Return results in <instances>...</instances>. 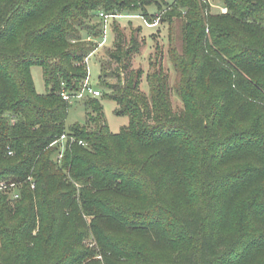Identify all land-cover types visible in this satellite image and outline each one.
I'll list each match as a JSON object with an SVG mask.
<instances>
[{
  "label": "trees",
  "instance_id": "16d2710c",
  "mask_svg": "<svg viewBox=\"0 0 264 264\" xmlns=\"http://www.w3.org/2000/svg\"><path fill=\"white\" fill-rule=\"evenodd\" d=\"M221 1L228 11L215 16L209 0H174L169 6L171 15L188 19L186 45L182 53L172 52L185 109L171 111L161 71L150 77L151 99L135 93L134 83L108 84L117 92L101 97L114 99L118 114L130 119L114 133L101 99L93 96L78 99L87 110L86 124L67 129L72 102L61 91H79L89 76L86 58L104 35L100 11L141 9L148 21L155 17L138 0H0V264H229L264 242V231L220 225L215 193L223 190L235 203L241 197L235 186L261 182L264 188V131L242 124L257 115L254 125L264 127V47L250 37L264 32V0ZM93 16L100 23L93 24ZM226 21L244 33L241 53L233 48L230 60L237 32ZM126 43L117 29L102 72L112 61L129 70L137 38ZM34 65L43 69L46 94L36 91ZM234 111L239 118L230 130ZM63 134L69 140L58 160ZM198 147L199 183L213 192L174 206L171 187L190 179L178 169L167 182L159 167L181 163ZM247 155L256 163L227 169ZM250 213L260 224L264 206ZM139 236L172 251L150 253ZM85 239H93L94 247ZM35 244L39 253H33Z\"/></svg>",
  "mask_w": 264,
  "mask_h": 264
},
{
  "label": "rangeland",
  "instance_id": "374dc122",
  "mask_svg": "<svg viewBox=\"0 0 264 264\" xmlns=\"http://www.w3.org/2000/svg\"><path fill=\"white\" fill-rule=\"evenodd\" d=\"M140 5L144 7L147 13L150 16L158 17L162 15L160 23L156 27H149L145 22L144 17H133V18H120L117 20V25H115V31L113 23L114 18L109 19V31L107 41L104 45L99 46L96 53L92 55L88 60V71H89V82L92 86L100 88L102 93L114 95L117 92L116 88H109L108 84H118L121 87H125L128 83H134L137 86L133 88L135 93L145 95L149 99L152 97V91L150 88V77L153 76V73L161 71L162 75L167 76V97L170 101V109L173 114H179L182 110L185 109V104L181 98L180 93L177 91L180 75L174 67V58L172 52L182 53L183 46L185 43V25L188 21L185 15L176 16L171 15L169 6L174 2V0H151L150 4L144 2L143 0H138ZM145 4H144V3ZM210 3V13L212 15H220L224 11L222 10L225 7L224 3L221 0H209ZM161 7V8H160ZM128 14H140L144 12L141 9L134 10L131 12H126ZM226 13V12H224ZM165 14V17H164ZM91 22L93 24L100 23V18L98 16L92 17ZM224 24L231 26L237 32L236 42L231 44V52L226 56L227 60H230V57L234 55L233 48L236 50V55L240 52V45L243 41L239 40V37L243 39V31L233 22L226 21ZM112 25V27H111ZM121 29L127 40V47H129L132 37L137 38L138 49H136L131 55L130 67L128 71H124L123 65L112 61L110 67H106L105 71L102 72L103 62L108 61L109 49H112L115 42L116 30ZM113 30V31H112ZM253 39H259L263 43L264 47V32H261L257 35L250 36ZM117 38V35H116ZM225 57V56H224ZM32 77L34 80V85L36 91L39 94H46L47 85L44 77V72L41 66L34 65L31 68ZM101 73L106 74L105 77H100ZM126 77H129L126 80ZM106 80V84H103L102 81ZM264 79V78H263ZM107 86V87H106ZM118 92L117 94H120ZM124 94V90H122ZM105 96V97H104ZM99 97L102 101L105 117L109 129L114 132H120L125 126L129 124L128 114H118L119 105L118 103L106 96ZM257 112H263L262 109H259ZM257 115L249 121H244L242 124L246 128H260L264 131V127L254 125V120ZM239 114L237 111H234L230 116L229 123L227 128L230 130L235 128ZM87 122V110L83 100H77L72 102L68 110V116L66 118V128L70 129L76 125H85ZM216 151L221 148H215ZM211 151V149H210ZM199 147L196 151H192L190 157H182L181 163L167 162L162 164L159 169L166 181L169 182L170 177L178 169H183V174L185 178L190 179L187 183H180L175 188L171 187V196L174 206H180L188 202L190 197L192 200H201L206 197V194L210 195L213 190H210L207 193V190L201 189V184L199 183L200 173H201V157L198 154ZM220 153V152H219ZM58 155V154H57ZM57 155L55 159H57ZM189 155V154H188ZM252 155H247L245 159H238L236 161L230 162L227 164V169L229 171H240L245 168L246 165L250 163H256V159L253 160ZM201 182V181H200ZM245 186L248 185L249 181H241ZM234 189H238L237 192L241 193V197L235 200V203L231 200H226V197L223 194V190L215 192L218 195V207H219V224L227 227L228 229H239L244 228L248 229L250 232L254 231L258 233L264 231V217L261 220L260 224H256L255 216H251V208L254 206L263 207L264 206V195H263V186L261 182H255L247 188H243L242 185L235 186ZM245 189V190H241ZM216 191V190H214ZM192 192V193H191ZM226 192V191H225ZM231 193V191H228ZM189 193H191L189 195ZM239 193V194H240ZM17 197V196H16ZM253 219V220H252ZM93 239H85L83 244L89 247H94L95 242H92ZM140 244L146 249H150V253L167 255L172 251V247L167 245H158L153 239H150L147 236L138 238ZM144 243V244H143ZM33 253H39L40 246L32 247ZM101 258V256L99 257ZM233 262L229 264H264V242L258 247H253L245 255H234Z\"/></svg>",
  "mask_w": 264,
  "mask_h": 264
},
{
  "label": "built area",
  "instance_id": "2783aa9c",
  "mask_svg": "<svg viewBox=\"0 0 264 264\" xmlns=\"http://www.w3.org/2000/svg\"><path fill=\"white\" fill-rule=\"evenodd\" d=\"M222 10L224 12L228 11L227 7H223ZM144 17L140 14H128L126 12H117V13H106L104 11L99 12V17L103 19L104 21V35L103 38L100 41V46L104 45L107 41V35L109 31V19L110 18H133V17ZM145 18V17H144ZM161 21V16L155 17L152 21H148L145 18V22L147 26L149 27H156ZM89 56L86 58V62L88 63ZM62 97L70 102H74L75 100L81 99L85 96H93V97H100L102 95V91L100 88H96L92 86L89 82V76L83 81L82 88L79 91L71 92L67 89H62L61 91ZM62 143L61 150L58 152L57 159L61 160L64 155V148L69 140V136L67 134H63L61 138L59 139ZM71 140H74V138L71 137ZM79 143L82 145H85V142L83 140H79ZM17 196V195H16Z\"/></svg>",
  "mask_w": 264,
  "mask_h": 264
}]
</instances>
